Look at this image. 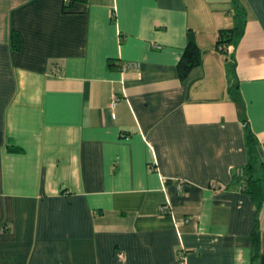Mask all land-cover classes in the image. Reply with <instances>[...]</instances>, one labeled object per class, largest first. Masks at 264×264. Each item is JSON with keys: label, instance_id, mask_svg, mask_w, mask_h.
Masks as SVG:
<instances>
[{"label": "crops", "instance_id": "obj_1", "mask_svg": "<svg viewBox=\"0 0 264 264\" xmlns=\"http://www.w3.org/2000/svg\"><path fill=\"white\" fill-rule=\"evenodd\" d=\"M69 1L0 0V264H264V0Z\"/></svg>", "mask_w": 264, "mask_h": 264}, {"label": "trees", "instance_id": "obj_2", "mask_svg": "<svg viewBox=\"0 0 264 264\" xmlns=\"http://www.w3.org/2000/svg\"><path fill=\"white\" fill-rule=\"evenodd\" d=\"M74 1L70 0L68 3H65L64 8L70 7ZM233 15L235 17L234 25L231 28H221L218 30L216 35V41L214 48L219 53L225 55H230L228 48L233 46L237 39L243 33V23L246 19V9L241 0H231ZM10 46L15 51L21 49L22 38L16 30L10 32ZM186 44L181 50V54L177 60L176 72L179 75L181 80H184L188 76V72L193 67L198 66L201 63L202 51L197 46L196 40L194 39V32L191 29H188L186 35ZM229 61L232 60L231 55L228 56ZM248 129V128H247ZM246 141H247V152H248V161L246 165L241 168V172L236 174L234 172L232 175L238 180L242 179L244 181L243 187L246 192L257 202L259 206L263 198H261L262 186L261 182L264 181V162L261 161L260 153L258 146L256 145V140L253 138L250 129L246 130ZM262 164L261 176L256 173V166ZM253 239L255 237L253 236ZM256 242V240H255Z\"/></svg>", "mask_w": 264, "mask_h": 264}, {"label": "built area", "instance_id": "obj_3", "mask_svg": "<svg viewBox=\"0 0 264 264\" xmlns=\"http://www.w3.org/2000/svg\"><path fill=\"white\" fill-rule=\"evenodd\" d=\"M156 47H159V46H156ZM122 66V70H126L127 68H129L130 66L129 65H121ZM113 103L116 101L115 98H113ZM236 174H238L239 172H241V169H238L235 171ZM178 188H180V184H178ZM158 212L159 213H166V205H160L159 208H158ZM4 228V227H3ZM178 260H177V263L178 264H185V258L183 257L182 254L178 253V256H177Z\"/></svg>", "mask_w": 264, "mask_h": 264}]
</instances>
